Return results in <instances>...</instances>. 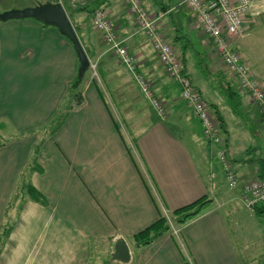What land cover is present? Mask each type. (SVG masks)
<instances>
[{
	"label": "crops",
	"instance_id": "obj_1",
	"mask_svg": "<svg viewBox=\"0 0 264 264\" xmlns=\"http://www.w3.org/2000/svg\"><path fill=\"white\" fill-rule=\"evenodd\" d=\"M79 1L81 7L76 11L68 9V4L64 8L96 66L97 80L93 72L87 78L86 73L78 106L70 86L78 77L80 63L70 41L57 29L44 28L33 19L0 22V58L9 57L8 64H14L13 56L19 60L26 52L44 56L47 60L42 65L50 72L44 77L49 78L55 99L61 104L69 96L63 123L40 149L38 168L34 165L25 172L17 150L0 146V170L8 173L0 174V264H122L111 260L119 239L130 248L128 264H184L185 259L190 264H264V228L257 221L264 222V218L247 214L250 225L241 216L237 218L241 187H229L219 147L205 140L203 124L181 99L179 84L168 77L153 45L139 30L130 4L127 0ZM138 1L150 15L164 14L158 25L160 34L213 113L223 118L238 176L242 183L251 181L252 175L256 178L257 162L263 159L257 149H246L250 143L240 149L232 140L236 123L230 117L250 116L254 110L253 118L257 119V111V122L264 125L258 108L239 90L235 77L227 79L219 72V56L180 0ZM53 2L0 0V13ZM101 9L130 54L132 67L122 64L119 54L93 29V12ZM234 48L264 84V0L253 1ZM33 64L38 65L35 59ZM99 70L107 75L113 99L117 93L119 100L114 104L122 125L99 86ZM140 79L148 81L152 98L161 102L166 112L163 118L142 91ZM134 86L144 96L145 105ZM232 93L238 97L237 113L229 101ZM20 177L43 195V204L20 195L17 208L8 207L9 193L14 194ZM200 199L207 203L182 228L185 241L177 242L168 232L145 250L136 246L133 237L162 214L171 215ZM8 220L14 224L8 227L4 222ZM232 224L239 230L235 239ZM6 232L8 237L3 236ZM105 257L110 260L102 263Z\"/></svg>",
	"mask_w": 264,
	"mask_h": 264
},
{
	"label": "rangeland",
	"instance_id": "obj_2",
	"mask_svg": "<svg viewBox=\"0 0 264 264\" xmlns=\"http://www.w3.org/2000/svg\"><path fill=\"white\" fill-rule=\"evenodd\" d=\"M75 2L76 4L73 5V3ZM75 2H72V0H62V3L65 4L63 6H66L68 4L69 5L68 9H70L71 7L74 11L78 10V8L81 7V5L78 6V0H76ZM44 28H53V27L44 26ZM45 37H47V35H45ZM212 45L213 42L210 40L209 46ZM238 47L240 49L239 51L243 53L242 44H239ZM194 48L195 50H198L196 47ZM247 53L249 54V51H247ZM44 58H45L44 56L32 55V52H26L25 54L22 55L21 58H19V60H17V58L13 56V60L15 61L14 64H8L7 60L9 59V57L4 59L0 58V146L3 147L5 146L4 149H7L9 151L17 150L16 154L18 152L19 161L24 163V165L26 166L25 172L28 173L30 167L35 165L36 168V166H39V157L41 159L40 156L41 154L39 152L41 147L43 146L44 143L49 141V138L53 137V134L58 130V128L63 123L64 110L67 109L68 99H69L68 96L61 104L59 100L55 99L56 94L53 92L54 89H51L49 86L50 83L49 78L44 77L46 75L47 76L50 75L48 66L42 65L47 60ZM34 59L37 64L39 61H42L41 64L40 65L38 64L37 66L34 65L33 64ZM219 59H218L219 62L217 64L219 68V72L222 74L224 72V74L227 75V79L230 78V76L235 77L233 74L229 73L225 69L220 57ZM196 60L200 62L202 61L199 56H196ZM249 70L250 72H252L250 66H249ZM90 72H93L94 80H97L96 70L93 71L92 69H90L87 72L86 78L91 76L92 73ZM98 74H99V83H100L99 86L105 95V99L109 103L111 109L113 110V113L117 121L122 125L123 120L121 119V116L114 104V101L119 100L117 97V93L114 94V99H113V94L110 88L108 87L107 75L101 73L100 70L98 71ZM261 84L264 85L263 83ZM82 88L83 86H81L78 89V91L82 90ZM136 90H137V94L139 95L140 103H142V105H145L144 96L142 94H141L142 96L140 95L138 91L139 89L136 88ZM239 90L241 91L240 86H239ZM244 94H246V96L250 98L251 102L254 103L253 99L251 98L248 92ZM250 105H252V103H250ZM255 105L258 108L255 109L259 111L262 119H264V113L261 112L257 104ZM55 108H57V110ZM132 108L135 109L134 107ZM252 111L254 110H250L251 113L249 112L250 116L245 114L243 115V117L240 116L239 118L230 117L233 120V122L236 123V126L237 124L238 125L240 124L239 127L236 126L232 127V135H233L232 140L239 146L240 149H243L244 146L250 143V145L246 147V149L247 150L257 149L259 151L261 158L264 160V132L261 131V128L264 127V125L258 124L257 111H255V115L257 119L253 118L254 113ZM48 119L51 120L47 121ZM244 121H247L250 124H247ZM1 151L2 150H0V152ZM228 152L231 157V160H229L227 164L229 166H232L231 169L228 168V171L232 174V176L235 175V177L238 178V172L234 167V160L232 157L231 149H229ZM260 171L261 170L258 167V170L255 172V173L258 172L256 178L254 177V175H252V177L250 178L252 179L251 181H244L242 184H239L237 187H234L231 182H228V185L231 189H237V188L239 189V187H241L240 198L238 200L240 206V215H238L237 218L241 216L243 218V221H247L249 225L252 222H250L248 218L249 216L247 214L256 213V212H255V208L254 209L248 208L246 203L243 201L242 187L243 186L246 187L250 185L252 182L260 180L259 179ZM6 172L7 169L4 171L0 170V174H8ZM17 184L18 185L16 187V190L14 191V194L13 192H10L9 194L12 193V195L10 196L9 199H7L8 207H11L12 209L17 208L21 196L28 195L26 192L27 191L26 187L29 186L28 179L26 178V181H24V178L20 177V179L17 181ZM16 199H19V201L17 202ZM257 221L259 223L262 222L263 224H260V227L264 228L263 220L257 218ZM4 222L5 224H7L8 227L14 224V222H11L10 220H8V222L6 221ZM245 226L246 225L243 222V231H245ZM235 232H239V230L234 228V224H232V235L234 239H235ZM171 233L174 234L172 231ZM173 236L177 242L185 241L181 232ZM245 239H248V237H245L244 235V240ZM144 247H142L141 250H145ZM241 256L242 258H245L244 252L241 254ZM104 259L105 261L110 260L108 257L102 258V263L105 262Z\"/></svg>",
	"mask_w": 264,
	"mask_h": 264
},
{
	"label": "built area",
	"instance_id": "obj_3",
	"mask_svg": "<svg viewBox=\"0 0 264 264\" xmlns=\"http://www.w3.org/2000/svg\"><path fill=\"white\" fill-rule=\"evenodd\" d=\"M76 0H72L75 2ZM254 0H180V5L186 7L196 21V27L213 42L216 53L221 58L225 69L237 79L241 92H248L254 103L264 113V85L256 79L249 70V65L243 60L240 52L234 48V39L243 34L246 16L250 13ZM133 13L137 16L139 30L144 33L153 45L158 58L169 77L175 80L181 88V99L192 108L194 116L201 121L204 128L205 140L219 147V160L225 170L228 181L234 187L242 183L238 176H232L228 171L232 166L227 163L231 160L228 147H225L223 129L212 109L194 86L183 62L176 55L172 47L166 42L159 31V21L164 14L150 15L142 8L138 0H127ZM62 3V0H56ZM73 3V5H75ZM78 5H81L78 0ZM92 27L102 34L105 42L111 46V50L120 56L122 64L132 67V58L123 42L118 37L115 28L104 10L94 12ZM92 70L96 66L91 64ZM142 91L152 99V106L159 117L163 118L165 109L161 102L152 98L149 93L148 81L140 79ZM228 171V172H227ZM243 201L247 207L254 209L264 206V181L257 180L246 187H242ZM168 217V216H167ZM174 235L179 234L182 228H175L168 218Z\"/></svg>",
	"mask_w": 264,
	"mask_h": 264
},
{
	"label": "trees",
	"instance_id": "obj_4",
	"mask_svg": "<svg viewBox=\"0 0 264 264\" xmlns=\"http://www.w3.org/2000/svg\"><path fill=\"white\" fill-rule=\"evenodd\" d=\"M83 9L86 10V8H83ZM93 14H94V12H93ZM84 78L80 79L79 77H77L75 82L72 83V85L70 86V92L72 94H75L73 96H74V100L77 101V106L80 105V103H81L80 102V94H79L78 89L80 88V86L84 82ZM97 90L100 94V97L103 100V96L101 94V91L98 88H97ZM229 98H230V100H229L230 104H232L231 106H232L233 111L237 113L238 105H237L235 98H238V97L232 93L229 95ZM215 116L221 122L222 129H223L222 133H223L224 143H225V147L227 148V147H229V145H228L229 142H228V139L226 137L228 133L225 130L226 129L225 122L218 112H216ZM203 133H204V128H203ZM257 163H258L259 169L261 170L259 179L264 181V161L258 160ZM36 167L38 168V166H36ZM26 189H27V194L30 196V198L33 201H35L37 203H41V204L44 203L45 198L43 197V195L38 190H36L31 185L27 186ZM206 203H207L206 199H200L191 205H188V206H185V207L180 208L178 210H175L174 212H172L171 215L166 214V213L162 214L160 216V218L155 223H153L151 226L147 227L143 231L136 234L132 240L135 242V244L138 248L148 246V245L152 244L154 241H156L157 239L161 238L166 233L172 231V228L169 224L168 218H170V220L173 222V226L175 228H183L186 224H188L193 219L197 218L203 212ZM255 212L259 217L264 218V206L256 207ZM4 237H8L7 232L4 233ZM176 245H178V244H176ZM184 264H190V263L185 259Z\"/></svg>",
	"mask_w": 264,
	"mask_h": 264
},
{
	"label": "water",
	"instance_id": "obj_5",
	"mask_svg": "<svg viewBox=\"0 0 264 264\" xmlns=\"http://www.w3.org/2000/svg\"><path fill=\"white\" fill-rule=\"evenodd\" d=\"M25 19H33L44 26L53 27L71 42L80 63L78 77L83 79L90 70L91 61L64 6L61 3H45L23 10H11L0 13V22ZM131 258L132 255L127 242L124 239L117 240L111 260L128 264Z\"/></svg>",
	"mask_w": 264,
	"mask_h": 264
},
{
	"label": "flooded vegetation",
	"instance_id": "obj_6",
	"mask_svg": "<svg viewBox=\"0 0 264 264\" xmlns=\"http://www.w3.org/2000/svg\"><path fill=\"white\" fill-rule=\"evenodd\" d=\"M173 232V231H172ZM174 235V234H173Z\"/></svg>",
	"mask_w": 264,
	"mask_h": 264
}]
</instances>
